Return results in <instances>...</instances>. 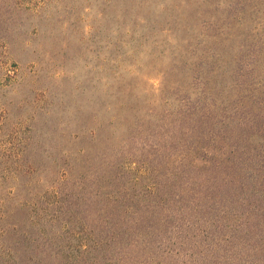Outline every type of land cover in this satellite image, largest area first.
<instances>
[{
	"label": "rangeland",
	"instance_id": "374dc122",
	"mask_svg": "<svg viewBox=\"0 0 264 264\" xmlns=\"http://www.w3.org/2000/svg\"><path fill=\"white\" fill-rule=\"evenodd\" d=\"M227 1L0 0V264H264V147L174 43Z\"/></svg>",
	"mask_w": 264,
	"mask_h": 264
},
{
	"label": "trees",
	"instance_id": "16d2710c",
	"mask_svg": "<svg viewBox=\"0 0 264 264\" xmlns=\"http://www.w3.org/2000/svg\"><path fill=\"white\" fill-rule=\"evenodd\" d=\"M226 5V11L220 3L208 6L199 27L195 23L175 27L179 40L174 43L182 45L183 68L191 64L192 77L199 81L197 102L207 109L229 111L230 121L240 127L234 147L260 154L264 147V0H229ZM197 15L193 10L192 17ZM245 103L251 108L243 107ZM239 109L245 111L238 117ZM255 194L246 192L249 198L243 203L250 210L248 216L262 217L264 205L259 201H264V191ZM263 230L256 226L257 245H263Z\"/></svg>",
	"mask_w": 264,
	"mask_h": 264
}]
</instances>
